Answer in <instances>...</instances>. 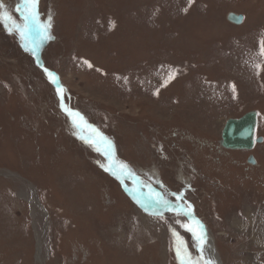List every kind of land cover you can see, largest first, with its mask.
I'll return each mask as SVG.
<instances>
[{"label":"rangeland","instance_id":"374dc122","mask_svg":"<svg viewBox=\"0 0 264 264\" xmlns=\"http://www.w3.org/2000/svg\"><path fill=\"white\" fill-rule=\"evenodd\" d=\"M0 5L115 166L60 109L30 31L0 22V264L197 260L188 216L147 203L157 191L191 206L222 264H264V0H36L30 23L25 0ZM250 110L262 141L222 148Z\"/></svg>","mask_w":264,"mask_h":264},{"label":"water","instance_id":"95a60500","mask_svg":"<svg viewBox=\"0 0 264 264\" xmlns=\"http://www.w3.org/2000/svg\"><path fill=\"white\" fill-rule=\"evenodd\" d=\"M226 19L235 25H239L243 20V15L239 14V13L228 12L226 15ZM29 29H30V41H31L30 49L32 51V54H33L37 64L43 70V72L46 74V76L54 83L56 92H57L58 87H60L63 91V86L60 84V81L58 79L57 74L54 71L49 70L43 66L42 60H41V58L38 54V50H37V44H36L37 41L35 40V36L31 33V27L30 26H29ZM34 43L36 45H34ZM45 69H47V72L45 71ZM49 73H51V76H49ZM57 96H58L59 106H60L61 110L67 114H69L68 110H71L73 116L76 117L80 135L83 138H85L87 141H90L92 143L103 146L109 155V160H110L111 165L113 167H115L113 157H112L111 145L102 139H98V138H95L92 136H87V135L83 134L80 130V118H81L80 113H78L77 111H75L73 109H70L64 103L63 93L59 94L57 92ZM76 113H78L79 115L76 116L75 115ZM257 120H258V117H257V112L255 110H250V111L244 113L243 115H241L240 117H237V118H233V117L227 118L224 122L222 129H221L219 145L224 149H230V150H241V149L250 150V149H252L256 143H260L262 141V137L256 136V134H255ZM247 161L251 164H255V159L252 155H249ZM114 173L117 176H124L125 178L131 180L136 185V187H138L137 183L134 180V176L132 174H129V173H122L121 174V173L116 172V171H114ZM138 191H140V190L138 189ZM169 203L171 204L170 206H175L177 209L182 210V212H184V214L186 216H188L193 229L195 226L194 224H196V226L199 227L201 232H203L205 239L210 238V241H209L210 246L209 247L207 246V251L210 253V256H211L214 264H215L214 260H219V262L221 264L222 262L218 256V253L216 252L215 246L212 245V241H211L212 238H211L210 234H208L209 232L206 228V225L199 218H197L192 211H190V214H189L188 209L184 208L183 206L172 203L170 201H169ZM195 245H196V250H197L199 258H200L201 254H203V253H201L200 247L198 246V241L196 239H195ZM203 258L205 259L204 255H203ZM202 263H203V261H202Z\"/></svg>","mask_w":264,"mask_h":264},{"label":"snow or ice","instance_id":"6c2138e0","mask_svg":"<svg viewBox=\"0 0 264 264\" xmlns=\"http://www.w3.org/2000/svg\"><path fill=\"white\" fill-rule=\"evenodd\" d=\"M2 7L3 6L0 5V9H2ZM35 8H36V0H31V2H28V0H25V9L27 11V15L25 19L29 23L31 21H36L37 13L35 11ZM5 21L11 22L10 24L8 23L5 24L6 29L10 32L13 30L18 31L22 38L25 35L26 29L30 31V29L28 28V23H26L23 27H21L17 25L15 21H12L11 16H9L6 12L0 11V22H5ZM47 27L48 25H44L43 29L46 30ZM45 71L47 72V69H45ZM49 76H51V73H49ZM68 111H69L70 116L73 115L71 110H68ZM75 115L78 116L79 114L76 113ZM80 119H82V117ZM162 202L165 204L167 203L166 201H162ZM190 211H191V206L188 207L189 214H190ZM188 230L193 233L194 238L198 241V246L200 247L201 253H203V243L205 239L203 232H197L195 229L191 227H189ZM176 255H177V259L180 261V264H200L201 261H203V264H213L211 260L204 259L203 254H201L200 258H198L197 260H192L190 254H188L186 250L182 252L180 247L176 248Z\"/></svg>","mask_w":264,"mask_h":264},{"label":"bare ground","instance_id":"6f19581e","mask_svg":"<svg viewBox=\"0 0 264 264\" xmlns=\"http://www.w3.org/2000/svg\"><path fill=\"white\" fill-rule=\"evenodd\" d=\"M36 44H37V42H36ZM35 43H34V45H36ZM57 91H58V93L59 94H62L63 93V91H62V89L60 88V87H58L57 88ZM234 118V117H233ZM241 150H246V149H241ZM134 176V180H135V182L137 183V185H139V184H144V185H146L147 186V188H149V187H151V185L150 184H148L146 181H144L142 178H140L139 176H137V175H133ZM81 178V177H80ZM186 182V181H185ZM82 185V184H81ZM152 188V187H151ZM139 189V188H138ZM141 192V191H140ZM141 194H143V192H141ZM146 198V201H147V203L149 204V205H151V206H153V207H162V208H166V207H169L170 209H177L175 206H170L171 204L169 203V201H167V200H165L162 196H161V194L157 191V195L155 194V196L153 197V198H148V197H145ZM162 201H166L167 203L165 204V203H163ZM162 205H164L165 207H163ZM146 216V215H145ZM138 220H141V218L140 219H138ZM144 221V220H143ZM195 226H194V229L197 231V232H201V230L199 229V227H197L196 226V224H194ZM252 225V224H251ZM158 226V225H157ZM253 228V227H252ZM257 230V229H256ZM258 231V233H259V231H261L262 232V234H263V236H264V228L261 230V228H260V230L258 229L257 230ZM209 234V233H208ZM254 234H256V233H254ZM259 235H261V234H259ZM258 235V236H259ZM262 236V235H261ZM261 236L259 237V238H261ZM255 237H256V235H255ZM212 238V237H211ZM208 239V238H207ZM207 239H204V243H203V255H204V257H205V259H207V260H211L212 261V258H211V256H210V253L207 251V246L209 247L210 246V243H209V241H210V238L207 240ZM260 240V242H262L261 240H263V242L261 243V245L262 244H264V238H262V239H259ZM211 241H212V245H214V243H213V239H211ZM43 246V245H42ZM42 250V249H41ZM215 261V264H220V262H219V260H214ZM213 262V261H212ZM213 264H214V262H213ZM222 264V263H221Z\"/></svg>","mask_w":264,"mask_h":264}]
</instances>
